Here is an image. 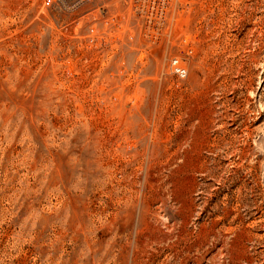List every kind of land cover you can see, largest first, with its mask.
Wrapping results in <instances>:
<instances>
[{
	"label": "rangeland",
	"instance_id": "1",
	"mask_svg": "<svg viewBox=\"0 0 264 264\" xmlns=\"http://www.w3.org/2000/svg\"><path fill=\"white\" fill-rule=\"evenodd\" d=\"M167 1L0 0V264H264V0Z\"/></svg>",
	"mask_w": 264,
	"mask_h": 264
},
{
	"label": "built area",
	"instance_id": "2",
	"mask_svg": "<svg viewBox=\"0 0 264 264\" xmlns=\"http://www.w3.org/2000/svg\"><path fill=\"white\" fill-rule=\"evenodd\" d=\"M51 0H46V4H49ZM153 7L155 8L154 12H152L151 21L156 23H162L166 19L167 11H168V1L167 0H151ZM171 67L174 73L179 75L180 77H185L187 74V70L182 64L180 63L179 59H173L171 63Z\"/></svg>",
	"mask_w": 264,
	"mask_h": 264
}]
</instances>
